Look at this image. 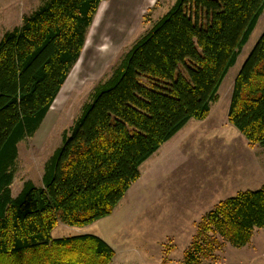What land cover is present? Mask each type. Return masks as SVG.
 I'll use <instances>...</instances> for the list:
<instances>
[{
  "label": "trees",
  "instance_id": "obj_1",
  "mask_svg": "<svg viewBox=\"0 0 264 264\" xmlns=\"http://www.w3.org/2000/svg\"><path fill=\"white\" fill-rule=\"evenodd\" d=\"M104 1L45 0L0 38V264H111L101 238L51 231L109 216L140 165L208 116L264 10V0H174L92 88L45 161L41 186L27 180L13 197L17 145L39 129ZM227 122L249 145H264V32L234 78ZM262 228L264 184L207 211L182 264L215 261L223 242L243 248Z\"/></svg>",
  "mask_w": 264,
  "mask_h": 264
},
{
  "label": "rangeland",
  "instance_id": "obj_2",
  "mask_svg": "<svg viewBox=\"0 0 264 264\" xmlns=\"http://www.w3.org/2000/svg\"><path fill=\"white\" fill-rule=\"evenodd\" d=\"M43 1L0 0V38L7 30L19 26L23 16L30 14ZM173 4L174 0H106L99 5L80 57L52 107L35 134L17 145L14 179L10 187L13 197L27 180L41 186L45 161L61 145L63 132L78 116L92 88ZM263 32L264 10L235 64L224 77L218 90V101L211 104L210 120L218 125L205 129L200 126L195 130L199 123L190 120L189 126H194L186 138L195 140L192 142L195 148L204 143L211 150L205 154L194 149L188 153L190 161L180 166L179 169L185 170L183 177L188 178L191 185L173 183V174L162 184L163 189L171 190L173 199L187 190L192 193L180 195L186 198L205 195V182L211 188H217V192L211 189L213 196H208L201 208L179 212L188 213L187 216H168L167 213L176 212L167 207L170 196L164 194L154 200L151 195V198L141 200L134 182L109 216L83 227L58 223L51 231V238L95 235L114 250L111 264H182L183 252L191 243L196 223L207 211L239 191L256 190L264 184V145H249L226 120L234 78ZM214 127L218 130L214 131ZM206 155L209 158L203 169L207 173L202 178V169L197 168L202 167ZM163 167L161 165L159 169ZM215 257V261H204V264H264V228L256 229L250 243L243 248H234L223 242Z\"/></svg>",
  "mask_w": 264,
  "mask_h": 264
},
{
  "label": "crops",
  "instance_id": "obj_3",
  "mask_svg": "<svg viewBox=\"0 0 264 264\" xmlns=\"http://www.w3.org/2000/svg\"><path fill=\"white\" fill-rule=\"evenodd\" d=\"M211 106L208 116L198 121L199 124L194 127L196 130L198 127L202 126L203 129L217 126L218 124H213V121H211ZM227 120V115H226ZM197 121V120H196ZM225 123V121H222ZM228 123V122H227ZM190 121L187 122V124L179 130L171 139H169L167 142L162 144L159 149L155 153H153L146 161H144L140 167V177L135 182L137 186V192L139 199H143L144 197L147 198H154L160 199L164 194L167 196H170L169 199H167V207L171 209V211H176L167 213L168 216H182V215H188V213H179L185 209H199L207 200L208 196H213L212 190L214 188H211L206 182H205V195L201 196H195L192 198H186L183 197L180 194H189L192 193V190H187V192L181 191L180 194L175 195V198L173 199V195L170 189H163L162 184L164 183V180L169 177V175L173 174L172 182L177 184H187L191 185L190 180L188 178L183 177L185 174L184 169H179L180 166H184L187 162L190 161V158L188 157V153H192L194 149L201 150L202 153H210L211 150L209 147H207L204 143L198 147H194L192 145V142L195 141L194 139H188L186 136H190V131L192 130L193 126H189ZM229 124V123H228ZM214 127V131H217L218 129ZM217 135V133L215 134ZM207 139L205 138V142ZM207 158H209L207 155L205 156V160L203 161L202 167L197 169L201 170V177L204 178V174H206V169L204 167L205 162L208 161ZM164 166L163 168L159 169L160 166ZM175 188H177L174 185ZM211 191V192H209ZM218 189L215 188L214 192H217ZM208 192V193H207Z\"/></svg>",
  "mask_w": 264,
  "mask_h": 264
},
{
  "label": "bare ground",
  "instance_id": "obj_4",
  "mask_svg": "<svg viewBox=\"0 0 264 264\" xmlns=\"http://www.w3.org/2000/svg\"><path fill=\"white\" fill-rule=\"evenodd\" d=\"M113 2V1H112Z\"/></svg>",
  "mask_w": 264,
  "mask_h": 264
}]
</instances>
